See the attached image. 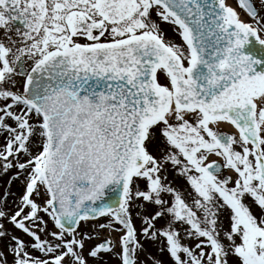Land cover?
Here are the masks:
<instances>
[{
	"label": "snow or ice",
	"instance_id": "6c2138e0",
	"mask_svg": "<svg viewBox=\"0 0 264 264\" xmlns=\"http://www.w3.org/2000/svg\"><path fill=\"white\" fill-rule=\"evenodd\" d=\"M238 5L0 0V264H264V0Z\"/></svg>",
	"mask_w": 264,
	"mask_h": 264
},
{
	"label": "rangeland",
	"instance_id": "374dc122",
	"mask_svg": "<svg viewBox=\"0 0 264 264\" xmlns=\"http://www.w3.org/2000/svg\"><path fill=\"white\" fill-rule=\"evenodd\" d=\"M226 3H229L230 5H232V7H234V9L240 14V18L242 20H249V17H247L246 13L239 7L238 0H226ZM256 4H257V7H259V0H256ZM163 29H164V32H165L167 38L176 40L178 43L180 42L179 38L174 34V32L170 26L163 25ZM2 35H3V33L0 32V36H2ZM7 179H8L7 177L0 178V193H3V191H4L3 185ZM17 190H18L17 187L13 186V191H17ZM89 227H90L89 224L84 225L85 230H87ZM108 264H116V261L115 260H109Z\"/></svg>",
	"mask_w": 264,
	"mask_h": 264
},
{
	"label": "flooded vegetation",
	"instance_id": "af4514ba",
	"mask_svg": "<svg viewBox=\"0 0 264 264\" xmlns=\"http://www.w3.org/2000/svg\"><path fill=\"white\" fill-rule=\"evenodd\" d=\"M17 26H19V25H17ZM13 35H14V33H13Z\"/></svg>",
	"mask_w": 264,
	"mask_h": 264
}]
</instances>
